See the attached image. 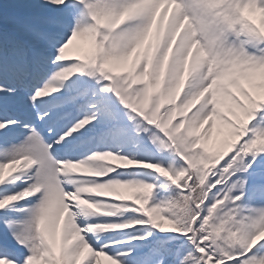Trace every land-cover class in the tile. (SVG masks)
<instances>
[{"label":"snow or ice","instance_id":"6c2138e0","mask_svg":"<svg viewBox=\"0 0 264 264\" xmlns=\"http://www.w3.org/2000/svg\"><path fill=\"white\" fill-rule=\"evenodd\" d=\"M0 264H264V0H0Z\"/></svg>","mask_w":264,"mask_h":264},{"label":"rangeland","instance_id":"374dc122","mask_svg":"<svg viewBox=\"0 0 264 264\" xmlns=\"http://www.w3.org/2000/svg\"><path fill=\"white\" fill-rule=\"evenodd\" d=\"M209 134L210 135H215V129H212Z\"/></svg>","mask_w":264,"mask_h":264},{"label":"bare ground","instance_id":"6f19581e","mask_svg":"<svg viewBox=\"0 0 264 264\" xmlns=\"http://www.w3.org/2000/svg\"><path fill=\"white\" fill-rule=\"evenodd\" d=\"M212 136H214V135H212Z\"/></svg>","mask_w":264,"mask_h":264}]
</instances>
